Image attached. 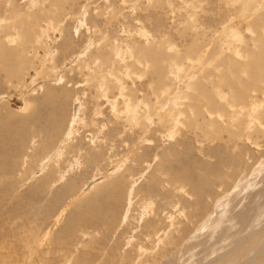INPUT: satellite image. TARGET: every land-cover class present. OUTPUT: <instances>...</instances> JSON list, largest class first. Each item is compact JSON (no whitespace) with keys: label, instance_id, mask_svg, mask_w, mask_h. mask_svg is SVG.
<instances>
[{"label":"rangeland","instance_id":"374dc122","mask_svg":"<svg viewBox=\"0 0 264 264\" xmlns=\"http://www.w3.org/2000/svg\"><path fill=\"white\" fill-rule=\"evenodd\" d=\"M259 4L258 0H0V48L13 52L20 48L21 53L24 51L21 55L19 53L20 57L26 58L25 67L21 70L25 73L20 71V74L15 72L10 76L0 64V143L5 152L9 153L14 150L8 142L9 137L16 140L17 146L20 145V151L17 147L19 153L15 157L18 182L15 196L25 198L23 193L29 195L30 186L38 187L42 184L40 182H44L42 195L39 198L34 196V211L36 215H41L42 221L48 223L47 229L51 231L48 237L52 240L47 242V246L41 245L40 250L32 247L35 242L31 243L25 234L29 229L24 232L25 227L10 228L8 226L12 220L6 218V224L0 221V259L21 264L28 252L24 244L30 243L35 248L32 252L37 250L33 254L34 264H65L66 259L68 261L71 258L67 264H75L76 258L77 263L82 264L86 257L97 255L89 263L95 264L103 254V258L108 255V245H116V250L110 251H116L117 255L121 253L119 259L127 261L123 264H129L128 260L139 254V247L147 252L145 259H141L145 260L144 264L150 260L151 264L152 259H157L158 264H206L209 261L210 264L215 263L218 256L229 253L235 242L244 235L246 237L250 230H256L255 235L262 233L261 230L264 232V128H258V133H251L249 139H246L244 129L241 131V125H238L239 136H229L225 133L229 128L226 127L229 117L226 115L238 109L235 106L237 103L230 102V107L215 96L219 89L223 94H228L226 97H230L229 88H223L225 84L220 83L228 71L227 64L236 68L247 61L246 49L256 51L255 46L259 40L254 34L261 32V29L256 30V33L252 29L257 21L261 22L264 18V1ZM246 15L251 18L247 19ZM257 15L260 20L256 19ZM32 18H37V23ZM23 21L33 22L31 35L22 33L20 22ZM253 21L256 23L251 27ZM234 32L238 33L236 38ZM191 42L205 49L204 56L199 58V68L194 63L190 66L188 61L179 59L190 48ZM147 48L150 49L151 57L150 53L145 54ZM139 50H142L141 53H136ZM143 50L146 52L143 53ZM215 52H218L217 60L212 58ZM154 54H160L161 60L154 59ZM173 56L174 60L170 63L169 59H173ZM187 57L197 61L194 55ZM102 61L106 62H103L100 69L98 65ZM220 64L225 68L223 66L218 69ZM129 68L132 70L129 71ZM240 69L237 68L235 75L239 76L238 80L245 81V73ZM111 70H114L113 75ZM105 80L110 86L104 84ZM196 82H200L203 89L215 92L212 96L217 104L211 106L200 101L198 105L201 114L194 113L193 117L191 110L198 112V106L191 105L189 98L177 102L181 95L190 97L194 94L192 87L195 89ZM95 85L99 90L95 89ZM101 86L105 88L100 89ZM120 86L123 89H119ZM188 86H192L190 91L187 90ZM259 87L264 85L259 84ZM259 87L246 91L243 104L252 102L248 106L250 109L252 104L258 105L257 99H263ZM100 90L104 92L101 95ZM231 97L229 100L232 101ZM126 100L131 106L126 104ZM112 101L116 106L111 104ZM218 101L224 103L222 108ZM20 103L29 106L26 112H16ZM109 103L113 107L110 108ZM121 103L128 105L127 109L129 106L132 108L127 110ZM134 109L137 110L135 113ZM177 110L182 112V117L177 120L168 118L167 112L177 113ZM138 112L139 116L136 115ZM146 112L148 115L143 118ZM113 113L117 115L116 118ZM126 113L129 115L126 116ZM137 116L138 120L141 117V122ZM126 119L132 121L127 122ZM5 121L8 127L3 129ZM214 121L220 132L215 126L209 125ZM174 123H178V129L172 128ZM168 131L175 133L171 136ZM41 146L43 150H38L42 149ZM94 188L103 193L104 199L106 196L112 198L106 200L116 207L115 217L108 225L102 224L96 228V225H86V235L82 238V245L85 244L83 247L86 248L83 249L80 245L82 236L78 234V220H82L83 215H95L93 205L84 204L96 191H93ZM113 188L116 193H112L115 195L111 193ZM106 200L101 203L105 205ZM116 200L117 205L114 204ZM204 203L205 210H200V205ZM57 219L60 224H55ZM65 224L68 230L72 226L75 228L71 245L60 232ZM98 237L101 240L99 238L97 245L91 242V239ZM163 240H166L165 245L161 246ZM230 244L232 247H229ZM45 246L47 250L45 248L44 251ZM92 247L106 248V252L99 250L98 253ZM158 247H162V250H157ZM128 251L129 256H123ZM74 252L76 255L70 254ZM43 257L49 261L44 263ZM141 260L136 256L134 261Z\"/></svg>","mask_w":264,"mask_h":264},{"label":"bare ground","instance_id":"6f19581e","mask_svg":"<svg viewBox=\"0 0 264 264\" xmlns=\"http://www.w3.org/2000/svg\"><path fill=\"white\" fill-rule=\"evenodd\" d=\"M149 1V0H148ZM227 1V0H226ZM244 1V0H243ZM262 1H264V0H258V5H260L259 4V2L260 3H262ZM239 2V1H238ZM246 2V1H245ZM158 3V2H157ZM230 3V2H229ZM253 3V2H252ZM257 3V2H256ZM240 4V3H239ZM250 4V3H249ZM248 4V5H249ZM254 4V3H253ZM264 4H262V6H263ZM246 6V5H245ZM260 7V6H259ZM264 7V6H263ZM52 10V9H51ZM251 11V10H250ZM243 12H245V10L243 11ZM246 13V12H245ZM240 14H241V12H240ZM46 15H48V14H46ZM193 16H194V13L192 14ZM196 15V14H195ZM25 16V15H24ZM264 16V13L262 14V17ZM256 17V19H259V15H257V16H255ZM261 17V16H260ZM30 18H31V16H30ZM246 18L247 19H250L249 18V15H246ZM245 18V19H246ZM33 19V22L35 21H37V18H32ZM252 20H255V19H252ZM260 20V19H259ZM7 21V20H6ZM32 21H23L22 23L20 22V25L23 27L22 29H23V31H22V33L24 34H26V36L29 34V35H31L32 34V32H33V30H32V28H33V26L31 25L32 23H33ZM254 22L256 23V21H253V22H251V27L253 26V24H254ZM37 23V22H36ZM84 24V23H83ZM34 25V24H33ZM248 25V24H247ZM255 25V24H254ZM19 26V25H18ZM262 26H264V18H263V21H261V22H258L257 21V23H256V25H255V27L252 29L251 27V29L254 31V33H256L257 31L256 30H260L261 29V32L259 31V33H261V34H254V35H256V38L259 40V42H258V45L257 46H255L256 47V51H251V49H246L247 50V52L245 53V51L244 52H242V53H245V54H243V55H245V57H247V61H245V62H242L241 64H240V66H238V64H236L238 67H236L235 68V66H229V64H227V73H225V75H224V77H223V80L222 79H220V80H222L220 83H224L225 84V87H223V88H226V87H228L229 88V92H231L232 93V97H231V93L229 94L230 95V97L233 99L232 101L231 100H229V96H227L226 97V95H228V94H223L221 91H218L219 89H217L218 87L216 86L215 88L217 89V92L215 93V92H209L208 90H206V88L205 89H203L202 88V84H200V82L199 83H197V85H192V86H194L195 87V89L192 87V89L193 90H195V91H193L194 92V94H192V95H190V97H187V96H184V95H178L177 93V95L178 96H180V99H179V101L177 102V104L179 103V102H183V100H184V98L185 99H187V98H189V100L191 101V105L192 104H195L196 106H198L197 108L199 109V102L200 101H202L203 103H205V104H207V105H211V106H215L217 103V100H215L214 99V97L212 96V94H214L215 93V96H218V98H219V100H222V101H224L225 102V104L226 105H229L230 107H232V104L230 103V102H234V101H236L235 103H237L235 106H236V108H238V109H234L233 111H230V113L228 114V115H226V117L227 116H229L228 117V119H227V126L226 127H229L228 129L227 128H225V129H227L226 131L227 132H225V133H228L229 134V136H234V137H238L239 135V132L237 133V131L240 129V128H238L237 129V127H238V125L240 126L241 125V131H242V128L244 129V135L246 136V139H249V137H250V134L251 133H258L259 131V129H261V128H264V125H263V121H264V103H263V99H264V87H259V84H263L264 85V40H263V35H264V27L262 28ZM12 27V26H11ZM97 28V27H96ZM21 29V30H22ZM39 29V28H38ZM225 29V28H224ZM18 30V29H17ZM16 31V30H15ZM35 31V30H34ZM94 32V31H93ZM95 33V32H94ZM34 34V33H33ZM230 34V33H229ZM40 35V34H39ZM234 35H235V38L237 37V35H238V33H236V32H234ZM15 36V35H14ZM11 37H13V36H11ZM17 37H19V36H17ZM10 38V37H9ZM14 38V37H13ZM22 38V40L24 39V36H22L21 37ZM255 38V39H256ZM18 39V38H17ZM42 39V38H41ZM256 39V41H258ZM10 40H11V38H10ZM9 40V41H10ZM13 40V39H12ZM19 41L21 40V39H18ZM168 40V39H167ZM4 41V40H3ZM239 41H240V39H239ZM255 41V42H256ZM103 42V41H102ZM5 43V42H4ZM10 43V42H9ZM12 43V42H11ZM10 43V44H11ZM16 43V42H15ZM18 43V42H17ZM22 43V42H21ZM192 43V42H191ZM232 43V42H231ZM257 43V42H256ZM255 43V44H256ZM13 44V43H12ZM34 44V43H33ZM9 45V44H8ZM20 45V44H19ZM42 45H43V43H42ZM134 45V44H133ZM169 45V44H168ZM26 46V45H25ZM24 46V47H25ZM200 46V45H199ZM16 47V46H15ZM23 47V46H22ZM134 47V46H133ZM165 47V46H164ZM253 47V46H252ZM128 48V47H127ZM153 48V47H152ZM206 48V47H205ZM32 49V48H31ZM107 49V48H106ZM134 49V48H133ZM132 49V50H133ZM138 49H140V48H137V50ZM156 49V48H155ZM155 49H154V52H155ZM186 49V48H185ZM9 50H11V49H9ZM147 50H148V48H147ZM150 50V49H149ZM148 50V52L147 53H145L146 55H148L149 53H150V51ZM217 50H219V49H217ZM232 50V49H231ZM245 50V49H244ZM16 52H13V51H8V50H5V49H3V48H0V64H1V67L3 68V70L8 74V75H10V76H12V75H14L15 74V72L16 73H19L20 74V71L22 70V68L23 67H25L24 65L26 64V58L24 59L23 57H20V55L24 52V51H22V53H21V51H20V48L18 49V50H15ZM96 51V50H95ZM134 51V50H133ZM141 51L142 50H139V52H136V53H141ZM220 51V50H219ZM240 51V50H239ZM110 52V51H109ZM144 52H146V51H144L143 50V53ZM169 52V51H168ZM185 52V51H184ZM19 53H20V55H19ZM178 53V52H177ZM216 53V52H215ZM220 53V52H219ZM238 53V52H237ZM97 54V53H96ZM105 54V53H104ZM112 54H113V52H112ZM162 54V53H161ZM204 54H205V49L203 48V47H198V45L196 44V42H193L191 45H190V48L189 49H187V51L185 52V53H183V54H181V57L179 58L180 60H185V61H188L189 63H190V66H191V64L192 63H194V65L196 66V65H198V68H199V66H200V64H198V62H200L199 61V58L200 57H202V56H204ZM218 52L215 54V56H212V58H216V60H217V57H218ZM234 54V53H233ZM98 55V54H97ZM138 55V54H137ZM141 56H146V55H142V54H140ZM164 55V54H163ZM187 55H194V58L197 60V61H195V60H193V61H191L192 59L191 58H189V57H187ZM221 55V54H220ZM23 56V55H22ZM141 56L139 57V58H141ZM150 57H151V53H150V55H149ZM148 56V57H149ZM225 56V55H224ZM26 57V56H25ZM123 57V56H122ZM150 57H149V59H150ZM170 57H172V56H170ZM179 57V56H178ZM192 57V56H191ZM107 58V57H106ZM130 58V57H129ZM153 58V57H152ZM166 58V57H165ZM193 58V59H194ZM120 59V58H119ZM154 59H157V60H161L160 59V54H154ZM175 59H178V58H175ZM178 59V60H179ZM202 59V58H201ZM211 59V58H210ZM80 60V59H79ZM102 60V59H101ZM104 60V59H103ZM115 60V59H114ZM123 59L121 58V60L120 61H122ZM143 62H144V57H143ZM153 60V59H152ZM162 60H163V58H162ZM168 60V59H167ZM174 60V56H173V59H169V62L170 61H173ZM205 60V59H204ZM215 60V59H214ZM213 60V61H214ZM215 60V61H216ZM97 61H98V59H97ZM100 61V60H99ZM138 61V60H137ZM136 61V62H137ZM226 61V60H225ZM249 61V62H248ZM82 62V61H81ZM88 62V61H87ZM103 62H106V61H102V63L101 64H99V62H97L96 64L98 65V67L101 69V67L103 66ZM113 62H115V61H113ZM124 62V61H123ZM135 62V61H134ZM164 62V61H163ZM162 62V63H163ZM176 62V61H175ZM180 62H182V61H180ZM217 62V61H216ZM140 63V62H139ZM171 63V62H170ZM204 63V62H203ZM238 63H240V62H238ZM41 64V63H40ZM113 64V63H112ZM111 64V65H112ZM116 64V63H115ZM123 64V63H122ZM137 64V63H136ZM143 64V63H142ZM146 64V63H145ZM173 64V66H174V62L172 63ZM202 64V63H201ZM207 64H208V62H207ZM211 64V63H210ZM52 65V64H51ZM133 65V64H132ZM164 65V64H163ZM168 65V64H167ZM215 65V64H214ZM27 66V65H26ZM115 66V65H114ZM137 66H138V64H137ZM141 66V65H140ZM144 66V65H143ZM148 66H149V62H148ZM185 66V65H184ZM206 66V65H205ZM209 66V65H208ZM224 65H222V64H220L219 65V67H218V69L220 68V67H223ZM85 67V66H84ZM87 67H89V66H87ZM95 67V66H94ZM98 67H96V69L98 70ZM109 67V66H108ZM112 67V66H111ZM132 67V66H131ZM142 67V66H141ZM178 67V66H177ZM182 67V66H181ZM181 67L179 68V69H181ZM192 67H193V65H192ZM207 67V66H206ZM205 67V68H206ZM90 68V67H89ZM104 68V67H103ZM153 67H152V65H151V69H152ZM174 68H176V67H174ZM173 68V69H174ZM186 68V67H185ZM203 68V67H202ZM202 68H200V69H202ZM204 68V69H205ZM224 68H225V66H224ZM237 68H238V70H239V68H241L240 70L242 71L243 70V74H244V76L246 77V80H247V82H245V81H242V79L241 80H238L237 78L239 77V76H236L235 75V73L236 72H238V70H237ZM25 69V68H24ZM92 69H93V67H92ZM99 69V70H100ZM130 69L131 68H129V71H130ZM163 69V68H162ZM178 69V68H177ZM176 69V70H177ZM207 69H208V67H207ZM217 69V71H219ZM229 69H230V71H229ZM82 70V69H81ZM88 70V69H87ZM95 70V69H94ZM94 70H91V71H94ZM116 70V69H115ZM132 70V69H131ZM134 70V69H133ZM144 70H145V68H144ZM154 70V69H153ZM161 70V69H160ZM165 70V69H164ZM182 70V69H181ZM189 70V69H188ZM199 70V69H198ZM197 70V71H198ZM24 71V70H23ZM23 71H21V73L23 72ZM91 71H88V72H91ZM112 71V70H111ZM128 71V70H127ZM126 71V72H127ZM163 71V70H162ZM161 71V73H163ZM194 71V70H193ZM192 71V72H193ZM200 71V70H199ZM216 71V70H215ZM98 72V71H97ZM120 72V71H119ZM180 72V71H179ZM196 72V71H195ZM23 73H25V72H23ZM99 73H101V71L99 72ZM98 73V74H99ZM109 73V72H108ZM113 73H114V70L112 71V75H113ZM125 73V72H124ZM128 73V72H127ZM130 73V72H129ZM175 73V72H174ZM191 73V72H190ZM200 73V72H199ZM199 73L197 74V75H199ZM241 73V72H240ZM18 74V75H19ZM103 74V73H102ZM121 74V73H120ZM166 74V73H165ZM164 74V75H165ZM176 74V73H175ZM224 74V73H223ZM227 74V75H226ZM237 74V73H236ZM94 75V74H93ZM131 75V74H130ZM164 75H163V77H164ZM179 75V74H178ZM184 75V74H183ZM191 75H192V73H191ZM247 75V76H246ZM249 75V76H248ZM16 76V75H15ZM87 76V75H86ZM95 76V75H94ZM115 76V75H114ZM118 76V75H117ZM121 76V75H120ZM132 76H133V74H132ZM158 76V75H157ZM223 76V75H222ZM221 76V77H222ZM111 77H113V76H111ZM131 77V76H130ZM138 77H140V76H138ZM167 77V75L165 76V78ZM243 77V76H242ZM244 77V78H245ZM249 77L251 78V80H249ZM89 78V77H88ZM91 78H93V76L91 77ZM95 78V77H94ZM97 78V77H96ZM103 78V77H102ZM115 78V77H114ZM113 78V79H114ZM120 78H122V76L120 77ZM129 78V77H128ZM165 78H162V79H164V81H165ZM196 78V77H195ZM243 78V79H244ZM14 79V78H13ZM30 79H31V77H30ZM105 79V78H104ZM103 79V80H104ZM99 80V79H98ZM97 80V81H98ZM108 80V79H107ZM110 80H111V78H110ZM115 80H116V78H115ZM118 80H120V79H118ZM126 80H129V79H126ZM180 80V79H179ZM113 81V80H112ZM130 81V80H129ZM207 81V80H206ZM205 81V82H206ZM249 81V82H248ZM88 82V81H87ZM90 82H91V80H90ZM93 82V81H92ZM104 82V84H106L105 82H107L106 80L105 81H103ZM117 82V81H116ZM120 82V81H119ZM101 83H102V81H101ZM112 83V82H111ZM114 83V82H113ZM121 83V82H120ZM157 83V82H156ZM164 83V82H163ZM211 83V82H210ZM219 83V82H218ZM49 84V83H48ZM51 84V83H50ZM60 84V83H59ZM93 84V83H92ZM119 84V83H118ZM161 84V83H160ZM208 84V83H207ZM223 84V85H224ZM102 85V84H101ZM106 85H109V84H106ZM143 85V84H142ZM205 85V84H204ZM96 86V85H95ZM110 86V85H109ZM125 86V85H124ZM135 86V85H134ZM160 86V85H159ZM210 86H211V84H210ZM218 86H219V84H218ZM111 87H112V85H111ZM133 87V86H132ZM146 87V86H145ZM148 87V86H147ZM157 87V86H156ZM162 87V86H161ZM165 87V86H164ZM163 87V88H164ZM191 87H187V90H191ZM220 87V86H219ZM252 87H259V90L261 91V92H263V94H262V100L261 101H259L258 99H257V101H258V105L256 104V105H253L252 104V106H251V109H250V107H248V106H250L251 105V103L252 102H250V104H246V103H244L243 104V101L245 102V95L247 94L246 93V91H249L250 89H252ZM97 88V86L95 87V89ZM100 89H104L105 88V86L104 87H99ZM120 88H122L121 86L119 87V89ZM152 88V87H151ZM162 88V89H163ZM212 88V87H211ZM210 88V89H211ZM98 89V88H97ZM110 89V88H109ZM123 89V88H122ZM166 89V88H165ZM257 89V88H256ZM99 90V89H98ZM226 90H228V89H226ZM106 91H107V88H106ZM106 91H105V93H106ZM112 91V90H111ZM119 91V90H118ZM127 91V90H126ZM136 91V90H135ZM146 91V90H145ZM151 91V90H150ZM157 91V90H156ZM164 91V90H163ZM211 91V90H210ZM254 91V90H253ZM98 92V91H97ZM120 92H124V90L122 91H120ZM128 92V91H127ZM177 92V91H176ZM227 92V91H226ZM228 92V93H229ZM250 92V91H249ZM95 93H96V90H95ZM100 93H104V92H101V90L99 91V94ZM133 93V92H132ZM157 95H159V93H157V92H155ZM188 93V92H187ZM260 93V92H259ZM118 94V93H117ZM122 94H124V93H122ZM141 94V93H140ZM139 94V95H140ZM249 94V93H248ZM251 94V93H250ZM253 94V93H252ZM258 94V93H257ZM84 95V94H83ZM101 95V94H100ZM139 95H138V99H139ZM145 95V94H144ZM186 95V94H185ZM118 96V95H117ZM119 96H121V94L119 95ZM124 96V95H123ZM154 96V95H153ZM161 96V95H160ZM159 96V97H160ZM235 96V97H234ZM100 97V96H99ZM98 97V98H99ZM101 98V97H100ZM102 98H105V97H103L102 96ZM118 98V97H117ZM116 98V99H117ZM126 98V97H125ZM125 98H124V100H125ZM131 98V97H130ZM141 98V97H140ZM249 98V97H248ZM113 99V98H112ZM116 99H115V101H116ZM119 99V98H118ZM121 99H123V98H121ZM129 99V98H128ZM127 99V100H128ZM137 99V100H138ZM254 99V98H253ZM261 99V98H260ZM99 100V99H98ZM126 100V104H128V101ZM144 100H145V98H144ZM174 100V102H176L175 101V99H173ZM188 100V99H187ZM186 100V101H187ZM252 100V99H251ZM255 100V99H254ZM253 100V101H254ZM106 101V100H105ZM119 101H120V99H119ZM156 101V100H155ZM249 101V100H248ZM121 102H123V101H121ZM246 102H247V100H246ZM26 103V102H25ZM95 103V102H94ZM117 103V102H116ZM137 103H139V102H137ZM137 103H135V105H138ZM171 103H172V101H171ZM186 103V102H185ZM218 105L222 108V106H223V104H221L219 101H218ZM112 105L114 104L115 105V103H113V101H112V103H111ZM122 104V103H121ZM125 104V103H124ZM134 104V103H133ZM164 104V103H163ZM181 104V103H180ZM204 104V105H205ZM254 104H255V102H254ZM19 105V104H18ZM109 105H110V103H109ZM112 105H110V108H111V106ZM123 105V104H122ZM121 105V106H122ZM128 105H130L131 106V104L129 103ZM128 105H123L124 106V108L125 109H127L126 108V106H128ZM135 105H132V106H135ZM175 107L177 106V105H175V104H173ZM182 105V104H181ZM185 105V104H184ZM187 105V104H186ZM201 105V104H200ZM244 105V106H243ZM247 105V106H246ZM81 106V105H80ZM79 106V107H80ZM116 106V105H115ZM123 106L121 107L122 109H123ZM130 106H129V108L127 109V110H130L131 108H130ZM194 106V105H193ZM192 106V107H193ZM235 106H234V103H233V107L235 108ZM246 106V107H245ZM257 108H256V107ZM15 108L17 107V106H14ZM50 107V106H49ZM113 107V106H112ZM141 107V106H140ZM183 107V106H182ZM189 107V106H188ZM262 107H263V109H262ZM28 108H29V106L28 105H26V104H21L20 103V105L16 108V112H19V113H22V112H26L27 110H28ZM78 108V107H77ZM135 108L137 109L138 107L137 106H135ZM144 108V107H143ZM148 108V107H147ZM151 108V107H150ZM162 108V107H161ZM194 108V107H193ZM206 108V107H205ZM218 108V107H217ZM228 108V110H229V107H227ZM97 109H98V107H97ZM96 108H95V110H97ZM112 109H114V108H112ZM124 109V110H125ZM136 109H134V113H135V110ZM138 109H140V108H138ZM137 109V110H138ZM196 109V108H195ZM203 109V108H202ZM207 109V108H206ZM230 109H232V108H230ZM114 110H116V109H114ZM113 110V111H114ZM136 110V111H137ZM174 110V109H173ZM190 110V109H189ZM261 110V111H260ZM80 111V110H79ZM112 111V110H111ZM120 111V110H119ZM118 111V112H119ZM126 111V110H125ZM140 111V110H139ZM150 111H151V109H150ZM154 111V110H153ZM152 111V112H153ZM161 111V110H160ZM167 111V110H166ZM192 111V113L190 112V111H188L189 113H191L192 114V116L193 117H195L193 114L194 113H197V115H198V113L200 112V109H199V111L198 112H194L193 110H191ZM210 111V110H209ZM220 111V110H219ZM52 112V111H51ZM98 112L99 111H97V114H98ZM121 113H122V111H120ZM120 112H119V114H120ZM124 112V111H123ZM129 112V111H128ZM143 112V111H142ZM142 112H141V114H142ZM147 112H149V111H147ZM147 112H146V114H143V118H145L144 116H147L148 114H147ZM175 112H177V113H171V112H167L166 114H167V116H168V118H173L174 120H177V119H179L180 117H182L181 116V113L182 112H178V110L177 111H175ZM13 113V112H12ZM114 113H116V112H114ZM114 113H113V115H114ZM125 113V112H124ZM137 113V112H136ZM139 114H136V115H140V112H138ZM206 113V112H205ZM209 113H212V112H209ZM217 113V112H216ZM216 113H214V115L213 116H215V114ZM219 114H220V112H218ZM75 114H76V112H75ZM118 116H119V114L118 113H116ZM165 114V115H166ZM200 114H201V112H200ZM204 114V113H203ZM208 114V113H207ZM48 115H50V114H48ZM117 115L115 116L114 115V117L116 118L117 117ZM129 115V114H128ZM127 115V113H126V116H128ZM160 115H162V114H160ZM182 115H184V114H182ZM122 116H124V115H122ZM133 116V115H132ZM137 116V120H138V117ZM158 116V115H157ZM163 116V115H162ZM206 116V115H205ZM217 116V115H216ZM225 116V115H224ZM49 117H51V116H49ZM92 117H94V116H92ZM136 117V116H135ZM161 117V116H160ZM159 117V118H160ZM189 117H191V116H189ZM201 117V116H200ZM199 117V118H200ZM220 117H221V115H220ZM119 118V117H118ZM152 118V117H151ZM150 118V119H151ZM158 118V117H157ZM167 118V117H166ZM165 118V119H166ZM216 118V117H215ZM219 118V117H218ZM77 119V118H76ZM134 119H136V118H134ZM161 119V118H160ZM188 119V118H187ZM210 119V118H209ZM208 119V120H209ZM79 120V119H78ZM125 120V119H124ZM136 120V121H137ZM140 120H141V117H140ZM140 120H138V121H140ZM142 120H144V119H142ZM173 120V121H174ZM207 120V121H208ZM58 121V120H57ZM74 121V120H73ZM126 121L128 122V121H132V120H127L126 119ZM125 121V122H126ZM137 121V122H138ZM186 121V120H185ZM189 121V120H188ZM191 121V120H190ZM194 121V120H193ZM204 121V120H203ZM209 121H211V120H209ZM224 121V120H223ZM123 122V121H122ZM127 122H126V124H127ZM141 122V121H140ZM148 122V121H147ZM150 122V121H149ZM181 122V121H180ZM216 121H214V123L213 124H209V125H211V126H215L216 127V130L217 131H219L220 132V130H218L217 129V126H218V124H216L215 123ZM52 123H54V122H52ZM75 123V122H74ZM139 123V122H138ZM171 123V122H170ZM190 123V122H189ZM193 123V122H192ZM219 123V122H218ZM18 124H20V123H18ZM24 124V123H23ZM132 124V123H131ZM131 124H129V125H131ZM151 124V123H150ZM182 124V123H181ZM222 124V123H221ZM102 125V124H101ZM148 125V124H147ZM171 125V124H170ZM193 125H194V123H193ZM193 125H191V126H193ZM53 126V125H52ZM132 126V125H131ZM160 126V125H159ZM177 126H178V123H174L173 124V126H172V128L173 127H175V128H177ZM188 126V125H187ZM190 126V125H189ZM225 126V125H224ZM8 127V122L7 121H5V122H3V124H2V128L4 129V128H7ZM25 127H26V124H25ZM195 127V126H194ZM198 127H199V125H198ZM54 128L55 127H53V130H54ZM85 128V127H84ZM143 128V127H142ZM210 128V127H209ZM223 128V129H224ZM254 130H253V129ZM259 128V129H258ZM49 129V128H48ZM147 129V128H146ZM178 129V128H177ZM148 130V129H147ZM193 130V129H192ZM202 130V129H201ZM12 131H13V128H12ZM11 131V132H12ZM17 131V130H16ZM20 131V130H19ZM44 131V130H43ZM193 131H195V130H193ZM225 131V130H224ZM14 132V131H13ZM23 132V131H22ZM66 132V131H65ZM157 132V131H156ZM168 132H170V135L172 136V134H174L175 133V131H168ZM210 132V131H209ZM15 133V132H14ZM18 133V132H17ZM19 133H21V132H19ZM30 133V132H29ZM136 133H138L137 131H136ZM243 133V132H242ZM43 134V133H42ZM130 134H132L131 132H130ZM9 135V134H8ZM227 135V134H226ZM5 136V135H4ZM21 136V135H20ZM130 136V135H129ZM174 136V135H173ZM193 136V135H192ZM229 136H227V137H229ZM23 137H24V135H23ZM136 137V136H135ZM233 137V138H234ZM254 137V136H253ZM21 138V137H20ZM24 139V138H23ZM23 139H21V140H23ZM254 139V138H253ZM91 140V139H90ZM235 140H236V138H235ZM238 140V139H237ZM237 140H236V142H237ZM16 140H14L12 137H9V139H8V142L10 143V145H11V148H12V146H13V148H14V150L12 151V152H5V150H4V148H3V146H2V143H0V149L3 151H1L0 150V221H4L5 222V220H6V218H8V219H10V220H12V223H11V221H8L9 223H11L8 227H10V228H16V227H19L20 229L21 228H23V227H25L24 229V232L25 231H27V229H29V231H27V233L25 232V234L28 236V238L30 239V241H32L31 243H33V242H35V243H33V245L34 246H32V247H35V248H37V249H39V247L42 245V246H44L45 244H46V246H47V242L49 241V242H51L50 241V239H51V237H48L49 236V234L51 233V231H48V229H47V222H44V221H42L41 220V215H36V212L34 211V205H35V198H34V196L35 195H37L38 196V198L42 195V191H44V189H45V184H44V182H40V183H42L41 185L39 184L38 185V187H36V186H30L31 187V189H30V191H29V195L31 194V196H29V195H27L26 193H23V195L25 196V198L24 197H22V196H20V197H17V196H15L14 195V190L16 189V186H17V179H16V175H17V172H16V167H15V157H16V155L19 153V152H17V147H18V149L20 148L19 146H17V144H16V142H15ZM24 141V140H23ZM23 141H22V143H23ZM47 141V140H46ZM45 141V142H46ZM92 141H94V140H91V142ZM138 141H139V139H138ZM255 141V140H254ZM44 142V143H45ZM49 142V141H48ZM87 142V141H86ZM142 142V141H141ZM253 142V141H252ZM43 143V144H44ZM50 143V142H49ZM20 144V143H19ZM41 144H42V142H41ZM5 145H7V144H5ZM46 145V144H45ZM49 145V144H48ZM253 145H254V142H253ZM73 146V145H72ZM255 146H256V144H255ZM8 147V146H7ZM6 147V148H7ZM43 146H41V148H42ZM47 147V146H46ZM94 148V147H93ZM134 148V147H133ZM38 150H43V148L42 149H38ZM92 150V149H91ZM90 150V151H91ZM18 151H20V149L18 150ZM88 152H89V150H88ZM93 150H92V156H94L93 155ZM85 154H86V152H85ZM141 154V153H140ZM89 155V154H88ZM86 156V155H85ZM141 156V155H140ZM59 157H60V155H59ZM93 158V157H92ZM87 160V159H86ZM91 160V159H90ZM72 161V160H71ZM92 161V160H91ZM90 161V162H91ZM89 162V163H90ZM120 162V161H119ZM5 163H7L8 164V166L7 167H5L4 166V164ZM68 163V162H67ZM76 163V162H75ZM72 169V168H71ZM69 171V170H68ZM41 174V173H40ZM62 174V173H61ZM67 174V173H66ZM45 177V176H44ZM237 178V177H236ZM42 179H45V178H42ZM244 179V178H243ZM119 181V180H118ZM115 182V181H114ZM114 182H112V185L114 184ZM111 184V183H110ZM111 185V186H112ZM116 185V184H115ZM84 186V185H83ZM110 186V185H109ZM110 186V187H111ZM114 186V185H113ZM202 186V188H203V186H204V183L201 185ZM201 186H199L198 188L200 189V187ZM238 186V185H237ZM94 187V186H93ZM104 187V186H103ZM106 187V186H105ZM114 187H116V186H114ZM118 187H116V189H117ZM108 189V188H107ZM196 189V188H195ZM96 190V191H95ZM98 189H96V188H94L93 189V191H95L91 196H90V198H89V200H87L84 204H86V205H93V211H94V213H95V215L94 216H92V217H86V216H84L83 215V219L82 220H78V221H80L79 223H80V229H79V232L80 233H78L79 235H80V239H81V244L80 245H82V238H83V235H86V234H84L85 233V229H86V225H88V224H91V225H93V226H95V228L97 227V226H99V225H102V224H106V225H108V223L109 222H111L112 220H114V215H115V209H116V207L114 208L112 205L113 204H111V203H109V202H111V201H109L108 199H109V197L110 196H106L105 197V199H104V197H102V195H103V193H101L99 190L97 191ZM105 190V189H104ZM111 191V190H110ZM117 191V190H116ZM136 191V190H135ZM105 192V191H104ZM112 192H114V188L112 189V191H111V193ZM137 192V191H136ZM197 192H200V190L198 191L197 190ZM235 192V191H234ZM114 193H116V192H114ZM113 194V193H112ZM113 195H115V194H113ZM112 195V197H114ZM116 196H118V195H116ZM115 196V197H116ZM197 197V196H196ZM200 197V196H199ZM261 197V196H260ZM106 198H108L107 200H106ZM111 198V197H110ZM118 198H120L119 196H118ZM30 199V200H29ZM112 199V198H111ZM117 199V198H116ZM94 200H97V202L98 203H96ZM103 200H106L105 201V205L104 204H102L101 202L103 201ZM119 200V199H118ZM115 201V200H114ZM195 201V200H194ZM196 201H197V199H196ZM195 201V202H196ZM201 201V200H200ZM125 202H126V200H125ZM125 202H124V205H125ZM203 202V201H202ZM109 203V204H108ZM117 200H116V203H114V204H116L117 205ZM192 203V202H191ZM199 203V202H198ZM206 203V202H205ZM204 203V204H205ZM193 204V203H192ZM204 204H202V205H200V210H205V206H206V204L204 205ZM194 205H198V204H194ZM193 205V206H194ZM199 206V205H198ZM197 206V207H198ZM124 208V207H123ZM145 208V207H144ZM147 208V207H146ZM197 209V208H196ZM199 209V208H198ZM257 209V208H256ZM46 210H48V207L46 208ZM200 210L198 211V212H200ZM193 211V210H192ZM196 211V210H195ZM47 212V211H46ZM201 212H203V211H201ZM191 213V212H190ZM204 213V212H203ZM191 214H195V213H191ZM249 215V214H248ZM261 215V214H260ZM122 216V215H121ZM191 216V215H190ZM167 217V216H166ZM170 217V216H169ZM259 216H257V218H258ZM261 217V216H260ZM168 218V217H167ZM193 218V217H192ZM229 218V217H228ZM256 218V217H255ZM170 219V218H169ZM38 220H41V221H38ZM232 220V219H231ZM40 222L39 224H38V222ZM58 221V219L57 220H55L54 222H55V224H57V223H59V222H57ZM60 221V220H59ZM98 221V222H97ZM229 221V220H228ZM233 221V220H232ZM35 222H37V223H35ZM131 222V221H130ZM227 222V221H226ZM254 222V221H253ZM256 222V221H255ZM7 222H5V224H6ZM35 223V224H34ZM67 223V222H66ZM97 223V224H96ZM137 223V222H136ZM146 223V222H145ZM144 223V224H145ZM60 224V223H59ZM143 224V225H144ZM173 224V223H172ZM212 224V223H211ZM253 225H255L254 223H253ZM253 225H251V226H253ZM28 226V228H26ZM256 226V225H255ZM254 226V227H255ZM38 227L40 228V230L38 229ZM137 227V226H136ZM233 227V226H232ZM78 228V227H77ZM257 228V227H256ZM257 229H259V228H257ZM73 231H75V228H74V226H72V228L70 229V230H68L67 229V225L65 224V228L64 229H62V230H60V232L62 233V235L64 236V237H66L67 239H68V242L70 241V245H71V241H72V234L74 233ZM251 232L249 233V234H247V233H245V234H247V236L245 237V235H244V237L242 238H239L238 240H237V242H235V245H233V247L231 246L232 244H230L229 245V247L231 246L232 247V250H230L229 251V253H227V254H222V255H220V256H218V258L216 259V262L214 263V262H212V263H210V264H264V232H263V230H261L262 231V233H260L259 235H257V233H256V235H255V231L256 230H250ZM260 231V232H261ZM39 232H41L40 233V235L38 234ZM122 235V234H121ZM170 235V234H169ZM167 236L168 238L171 236ZM52 237H54V236H52ZM85 237V236H84ZM147 237V236H146ZM157 237V236H156ZM162 237V236H161ZM50 238V239H49ZM65 238V239H66ZM86 238V237H85ZM92 238H94V237H92ZM99 238L100 237H98L97 239H95V240H93V239H91V242L92 241H94V244L95 245H97V243L96 242H98V240H99ZM167 238V239H168ZM238 238V237H237ZM56 239V238H55ZM66 239V240H67ZM74 239H75V237H74ZM78 239V238H77ZM104 239V238H103ZM102 239V240H103ZM126 239V238H125ZM157 240L159 239V238H156ZM234 239H236V238H234ZM54 240V239H53ZM56 240H59V239H56ZM55 240V241H56ZM87 240H90V238L89 239H87ZM100 240H101V238H100ZM99 240V241H100ZM106 240V239H105ZM148 240H150V239H148ZM231 240V239H230ZM54 241V242H55ZM65 241V240H64ZM76 241H78V240H76ZM85 241V240H84ZM104 241V240H103ZM109 241V240H108ZM161 241V240H160ZM159 241V242H160ZM164 241H166V240H163V242H162V244H161V246L164 244ZM233 241V240H232ZM105 242V241H104ZM131 242V241H130ZM62 243H64V242H62ZM99 243V242H98ZM229 243V242H228ZM44 244V245H43ZM68 245H69V243H68ZM78 245H79V243H78ZM79 245V246H80ZM83 245H85V244H83ZM83 245H82V247H83ZM87 245V244H86ZM98 245H101V244H98ZM130 245V244H129ZM134 245V244H133ZM136 245V244H135ZM165 245V244H164ZM46 246L44 247V251H45V248H46ZM58 246H62V244L61 245H58ZM159 246V245H158ZM31 246H30V243H27V244H24V248H26V250L28 251L27 253H26V255L23 257V260H22V263L21 264H34V261H33V257H34V252H37V250L36 251H33L32 252V250H35V248H32ZM64 247V246H63ZM75 247V246H74ZM73 247V248H74ZM93 247H94V245H93ZM92 247V248H93ZM117 246L116 245H111V246H107V250H106V248H102V249H97V248H93L92 250H94V251H107V253H108V255L107 256H105L104 258H103V256H104V254H103V256H102V258L100 259H98L99 261H97V263H95V264H123V262L124 261H126V259H124V258H121V259H119L120 257H121V253H118V255H117V252L116 251H110V250H113V249H115ZM134 247V246H133ZM228 247V246H227ZM41 248V247H40ZM76 248V247H75ZM74 248V250H75V252H77V250ZM84 248H86L85 246L83 247V249ZM88 248V247H87ZM132 248V247H131ZM130 248V249H131ZM153 248V247H152ZM157 248V247H156ZM162 248V247H161ZM160 247H158V249L157 250H159V249H161ZM49 249V248H48ZM80 249V248H79ZM154 249V248H153ZM40 250V249H39ZM46 250H47V248H46ZM116 250V249H115ZM129 250V249H128ZM133 250V249H132ZM137 250H139V254L137 255V254H135L130 260H128V262H129V264H144V261L143 260H141L142 258H144L145 259V257L144 256H146L147 254V252L145 251V250H143L142 248H138ZM162 250V249H161ZM73 251V250H72ZM87 251V250H86ZM105 251V252H106ZM142 251H143V254H142ZM150 251V250H149ZM32 252V253H31ZM39 252V251H38ZM41 252V251H40ZM39 252V253H40ZM53 252V251H52ZM59 252V251H58ZM75 252L74 253H70V254H75ZM79 252V251H78ZM85 252V251H84ZM84 252H82L83 254H84ZM153 252V251H152ZM160 251H158L157 253H159ZM41 253H43V252H41ZM82 253H81V255H82ZM88 253V252H87ZM99 253V252H98ZM97 253V254H98ZM138 253V252H137ZM150 253V252H149ZM148 253V254H149ZM48 254H50V252L48 253ZM69 254V255H70ZM78 254V253H77ZM89 254V253H88ZM91 254H94V253H91ZM129 254H130V251H128L127 253H125V254H123V256H125V257H128L129 256ZM221 254V253H220ZM76 255V254H75ZM81 255H80V257H81ZM85 255H86V253H85ZM84 255V256H85ZM94 255H96V254H94ZM39 256V255H38ZM50 256V255H49ZM71 256V255H70ZM70 256L68 257V258H70ZM83 256V257H84ZM97 256V255H96ZM96 256H94V257H96ZM136 256H137V258H140V260L141 261H137V262H135L134 260H135V258H136ZM47 257H48V255H47ZM46 257V258H47ZM72 257V256H71ZM74 258H75V256H73ZM82 257V259H84ZM94 257L93 256H88V257H86L84 260H83V263L84 264H89L90 262H92L93 260H94ZM100 257H101V254H100ZM216 257V256H215ZM38 258H40V257H38ZM41 258H42V256H41ZM46 258L44 259V257H43V262L44 263H46V261H49V259H47L46 260ZM73 258V259H74ZM37 260V259H36ZM35 260V261H36ZM69 260H72V258L71 259H68V261H67V259H66V261L64 262L65 264H67V263H70L69 262ZM76 260H77V258H76ZM76 260H74L76 263H77V261ZM139 260V259H138ZM148 260V259H147ZM154 259H152V263L151 264H158V260L157 259H155V261H153ZM41 261V260H40ZM80 261H82V260H80ZM79 261V262H80ZM208 261V260H207ZM206 261V262H207ZM42 262V261H41ZM42 262V263H43ZM148 262V261H147ZM150 262H151V260H150ZM149 262V263H150ZM210 262V261H209ZM208 262V263H209ZM36 263V262H35ZM39 263V262H38ZM37 263V264H38ZM72 264H74V262H71ZM75 263V264H76ZM82 263V264H83ZM126 263H127V261H126ZM125 263V264H126ZM149 263H147V264H149ZM208 263H206V264H208ZM0 264H14L13 263V261H5V260H3V259H0ZM78 264V263H77Z\"/></svg>","mask_w":264,"mask_h":264}]
</instances>
